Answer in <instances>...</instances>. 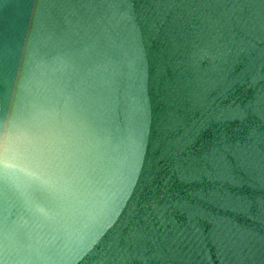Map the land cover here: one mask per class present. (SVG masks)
<instances>
[{
	"label": "water",
	"instance_id": "water-1",
	"mask_svg": "<svg viewBox=\"0 0 264 264\" xmlns=\"http://www.w3.org/2000/svg\"><path fill=\"white\" fill-rule=\"evenodd\" d=\"M0 264H264V0H0Z\"/></svg>",
	"mask_w": 264,
	"mask_h": 264
}]
</instances>
